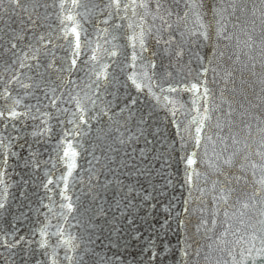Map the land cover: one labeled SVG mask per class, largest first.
Listing matches in <instances>:
<instances>
[{"label": "snow or ice", "instance_id": "1", "mask_svg": "<svg viewBox=\"0 0 264 264\" xmlns=\"http://www.w3.org/2000/svg\"><path fill=\"white\" fill-rule=\"evenodd\" d=\"M0 264H264V0H0Z\"/></svg>", "mask_w": 264, "mask_h": 264}, {"label": "water", "instance_id": "2", "mask_svg": "<svg viewBox=\"0 0 264 264\" xmlns=\"http://www.w3.org/2000/svg\"><path fill=\"white\" fill-rule=\"evenodd\" d=\"M89 30L91 31V29H89ZM237 81L239 82V77H237ZM133 95H135V92H134V91H133ZM183 98H184L185 100H187V96H186V95H185ZM140 100H141V101H144V97H143V96H140ZM144 106H145L144 104L141 105V107H144ZM157 111L159 112L160 117L163 118V116H164V112H163V110H159V109H158ZM173 133H174V128L169 127V128H168V134L171 135V134H173ZM85 146L87 147V145H85ZM97 154L99 155V153H97ZM88 159H90V157H88L86 154H85L84 156H82V158L80 159V164H81L84 168H87V167H88V165H87V160H88ZM157 166H159V165H157ZM56 174L59 175V172L57 171ZM33 191H37V190H36V189H33V188H29V196H30L31 199L33 200V207H35V199H36V197H34V196L31 195ZM37 195H43V189H39V190L37 191ZM57 199H58V198H57ZM44 202L47 203L48 201L45 200ZM25 203H26V202H25ZM22 210L27 211L26 208H25V209H22ZM141 215H144V213L142 212ZM158 219H163V217L160 216V217H158ZM53 223H55V221H53ZM137 223L140 224L141 222L138 220ZM145 227H146V225H145ZM156 227L158 228V227H159V224H157ZM170 235H171V234H170ZM171 242H172L173 247H176V238H175V236H172V240H171ZM132 250H134V249H130V251H132ZM169 255H171V254H169ZM178 258H179V257H178V254H177V259H178Z\"/></svg>", "mask_w": 264, "mask_h": 264}]
</instances>
